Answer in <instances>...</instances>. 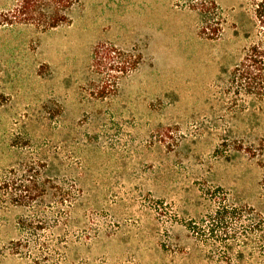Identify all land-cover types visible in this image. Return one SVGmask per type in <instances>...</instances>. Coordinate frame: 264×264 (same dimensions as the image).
<instances>
[{"label":"rangeland","instance_id":"1","mask_svg":"<svg viewBox=\"0 0 264 264\" xmlns=\"http://www.w3.org/2000/svg\"><path fill=\"white\" fill-rule=\"evenodd\" d=\"M69 17L0 22V176L32 165L46 187L35 208L0 203V264H264L261 233L189 227L221 204L264 218V99L230 79L264 39L249 0H77ZM99 44L138 64L99 74Z\"/></svg>","mask_w":264,"mask_h":264},{"label":"trees","instance_id":"2","mask_svg":"<svg viewBox=\"0 0 264 264\" xmlns=\"http://www.w3.org/2000/svg\"><path fill=\"white\" fill-rule=\"evenodd\" d=\"M76 2L77 0H18L14 8L4 15V19L0 22L4 25L30 23L47 31L69 23V13ZM249 4L255 25L264 35V0H249ZM206 30L207 27L203 28L202 34H206ZM130 61L131 56L128 53L114 46L99 44L93 51V68L103 75L116 72V80L127 75L138 64L136 61L131 64ZM230 79L245 88L248 93L264 99V39L246 50L240 62L232 69ZM114 87L113 90L117 87L116 83ZM33 170L32 165L26 164L4 172L0 176V203L21 208H35L38 198L46 194V187L40 183L38 175H35ZM243 212L248 213L252 219H245ZM18 226L19 230L23 231L24 221H19ZM189 227L190 231L201 239L207 240L206 237H211L219 241L217 234L221 232L220 234L225 235L222 240L239 241L238 245L246 247L248 242L239 240V235L246 238V234L257 236L261 233L260 241L264 242V218L255 214L251 208L244 210L221 204L201 223L192 222ZM16 245H21V242L18 241Z\"/></svg>","mask_w":264,"mask_h":264}]
</instances>
